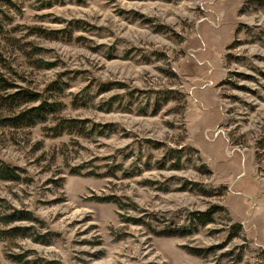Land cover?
<instances>
[{
    "label": "rangeland",
    "instance_id": "374dc122",
    "mask_svg": "<svg viewBox=\"0 0 264 264\" xmlns=\"http://www.w3.org/2000/svg\"><path fill=\"white\" fill-rule=\"evenodd\" d=\"M0 20V73L51 109L0 123L20 169L0 231L29 228L0 264H264V0H0Z\"/></svg>",
    "mask_w": 264,
    "mask_h": 264
},
{
    "label": "trees",
    "instance_id": "16d2710c",
    "mask_svg": "<svg viewBox=\"0 0 264 264\" xmlns=\"http://www.w3.org/2000/svg\"><path fill=\"white\" fill-rule=\"evenodd\" d=\"M1 26V20H0ZM32 103H37L34 105H28ZM24 105L23 107H21ZM8 108L12 111L11 115L0 117V123L6 124L12 127H21V126H32L38 122H42L46 118V113H48L50 107L46 104V101L42 99V96L39 92L29 89L23 85H20L16 82L8 81L0 73V109ZM14 111V112H13ZM20 169L15 166H10L9 164L0 162V179L15 181L20 178ZM73 172H77L76 169H73ZM98 200L101 201H112L118 202V198L115 196H98ZM10 211L5 213L1 220L5 225L12 224L19 221H32L38 220L30 211L15 209L8 205ZM224 210L223 206L212 205L204 211H196L192 216L200 223L204 224L207 222H212L215 220V217L218 213ZM238 229L240 227H237ZM29 228L24 225H14L3 231H0V234L3 236H27ZM193 253H199L198 249H190ZM10 258L14 261L21 262L22 255H11ZM31 264H34L32 262ZM45 264H55L51 261L45 262Z\"/></svg>",
    "mask_w": 264,
    "mask_h": 264
}]
</instances>
